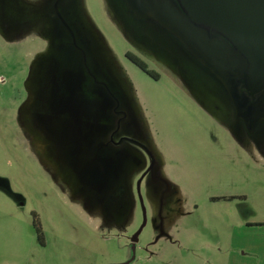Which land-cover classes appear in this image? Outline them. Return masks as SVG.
<instances>
[{
  "label": "rangeland",
  "instance_id": "obj_1",
  "mask_svg": "<svg viewBox=\"0 0 264 264\" xmlns=\"http://www.w3.org/2000/svg\"><path fill=\"white\" fill-rule=\"evenodd\" d=\"M52 1L0 0V264H258L264 118L130 2L59 0L72 46Z\"/></svg>",
  "mask_w": 264,
  "mask_h": 264
},
{
  "label": "water",
  "instance_id": "obj_2",
  "mask_svg": "<svg viewBox=\"0 0 264 264\" xmlns=\"http://www.w3.org/2000/svg\"><path fill=\"white\" fill-rule=\"evenodd\" d=\"M58 1L51 3L53 17L68 35L69 44L74 46L70 29L56 9ZM133 1L126 0L133 4L129 9H134L135 14L139 11L150 15L173 32L184 46L189 47L188 51L222 82L230 97L227 77L234 73L235 68L238 72L242 59L244 89L249 94L264 90V0H175L176 5L172 6L167 2L161 3L155 13L141 5L139 0ZM205 28L213 31L216 38H208ZM234 49L238 54L234 53ZM81 62L83 65L82 55ZM235 106V117L242 119ZM150 166L151 160L143 173L149 171ZM137 183L138 180L135 183L136 192ZM128 260L110 264H124Z\"/></svg>",
  "mask_w": 264,
  "mask_h": 264
},
{
  "label": "flooded vegetation",
  "instance_id": "obj_3",
  "mask_svg": "<svg viewBox=\"0 0 264 264\" xmlns=\"http://www.w3.org/2000/svg\"><path fill=\"white\" fill-rule=\"evenodd\" d=\"M139 2L141 5L144 4L148 9L152 10L155 13V9L161 3L167 2L168 4L172 6L175 3V0H139ZM50 12L52 13V9L50 10ZM204 30L208 38H214V39L216 38V34H214L213 31L208 30L206 28ZM233 51L234 53L238 54V52H236L235 49ZM233 71L234 73L231 75L228 74V77H227L229 78L230 94L232 98L234 99L235 104L237 105V110L241 112L242 114L241 116H242L243 121L247 125L251 121V118H253L254 116H257L256 118H264V90H259L252 94H249L244 89V75H243L244 60L243 59H242L241 66L238 72L236 68L233 69ZM36 238L40 240V236L38 232L36 233ZM126 260H128V257Z\"/></svg>",
  "mask_w": 264,
  "mask_h": 264
},
{
  "label": "trees",
  "instance_id": "obj_4",
  "mask_svg": "<svg viewBox=\"0 0 264 264\" xmlns=\"http://www.w3.org/2000/svg\"><path fill=\"white\" fill-rule=\"evenodd\" d=\"M52 18H53L54 21H56L53 16H52ZM123 57L127 61H129L131 64H133L138 70H140L142 73H144L145 75H147L151 79L155 80L157 78L154 73H152L151 71L147 70L145 68V65L141 61H139L137 58H135L134 56H132L131 54H129L127 52H124L123 53ZM33 227H36V225L34 224Z\"/></svg>",
  "mask_w": 264,
  "mask_h": 264
},
{
  "label": "crops",
  "instance_id": "obj_5",
  "mask_svg": "<svg viewBox=\"0 0 264 264\" xmlns=\"http://www.w3.org/2000/svg\"><path fill=\"white\" fill-rule=\"evenodd\" d=\"M261 223L263 221H257V223ZM264 244V242H263ZM260 250V251H258ZM247 252V255L248 254H251L254 256L255 258V261L258 262V264H264V245L262 247H256L255 245L254 246H250V248H248L246 250Z\"/></svg>",
  "mask_w": 264,
  "mask_h": 264
}]
</instances>
